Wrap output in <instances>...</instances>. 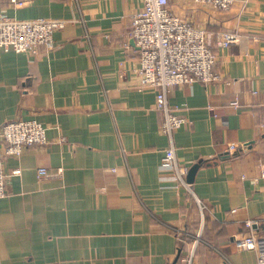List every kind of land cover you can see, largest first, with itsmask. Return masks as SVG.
I'll list each match as a JSON object with an SVG mask.
<instances>
[{"label":"crops","instance_id":"crops-1","mask_svg":"<svg viewBox=\"0 0 264 264\" xmlns=\"http://www.w3.org/2000/svg\"><path fill=\"white\" fill-rule=\"evenodd\" d=\"M170 6L213 33L239 35L216 51L222 81L168 95L187 120L173 135L177 160L198 165L190 191L161 168L169 141L155 90L136 87L131 71L130 23L142 1L0 0L9 18L66 22L36 57L0 48V126L34 119L48 139L5 160L0 264H185L179 256L194 244L191 264H256L237 240L246 220L264 236V0L228 11ZM39 167L63 172L38 178Z\"/></svg>","mask_w":264,"mask_h":264},{"label":"built area","instance_id":"built-area-1","mask_svg":"<svg viewBox=\"0 0 264 264\" xmlns=\"http://www.w3.org/2000/svg\"><path fill=\"white\" fill-rule=\"evenodd\" d=\"M142 7L131 18V40L136 47V65L131 67L136 78V87H151L155 90V108L162 113L159 131L169 141L164 150L161 168L173 171L175 181L187 190L190 189L186 176L189 166L180 164L173 141L174 132L187 120L179 115L177 107L169 102L168 95L174 85H191L200 82L204 85L221 81V74L215 70V49L229 48L239 37L230 32H218L213 36L198 28L187 17H178L170 6V0H141ZM194 4L227 11L236 0H192ZM25 0H7L13 7H21ZM66 22L52 19L17 20L0 14V48L16 53L38 55L39 49L53 46L54 33L62 29ZM127 48L128 45L126 44ZM264 130V125H260ZM0 142L5 143L0 152V199L7 194L8 178L4 171L7 156H19L30 146H43L46 133L43 125L36 120H13L0 126ZM230 144L227 153L237 150ZM114 171V169H112ZM62 168L50 174L45 167L37 169L38 178L61 177ZM18 173L13 171L12 175ZM199 204V203H198ZM199 207L201 208L200 204ZM254 220L244 222L245 232L238 238L242 250L253 251L256 264H264V236H256L252 230ZM202 228V225H201ZM201 228L196 234L200 236ZM176 232V236H178ZM197 241V240H196ZM193 245L183 262L191 264L194 256Z\"/></svg>","mask_w":264,"mask_h":264},{"label":"rangeland","instance_id":"rangeland-1","mask_svg":"<svg viewBox=\"0 0 264 264\" xmlns=\"http://www.w3.org/2000/svg\"><path fill=\"white\" fill-rule=\"evenodd\" d=\"M232 7V6H231ZM231 7H230V9H231ZM210 9H212V10H217V9H214V8H211V7H209ZM229 9V10H230ZM217 11H220V10H217ZM228 11V10H227ZM188 18V17H187ZM194 24L198 27V28H201V29H204V30H206L207 32H209L212 36H213V38H214V36H215V34L216 33H218V32H230V33H232V34H235V35H237L238 37H239V35L238 34H236V33H234V32H231V31H226V30H221V31H218V32H216V33H213V32H211L208 28V26H205V25H202V24H199V23H195L194 22ZM239 41V40H238ZM234 45V44H233ZM219 49H221V48H219ZM216 51H217V49H215L214 50V52L216 53ZM216 56H217V53H216ZM217 62V61H216ZM215 66H216V64H215ZM215 70H216V67H215ZM221 79H223L222 78V76H221ZM222 81V80H221ZM22 120H24V119H22ZM28 120H34V119H28ZM37 121V120H36ZM37 122H39V121H37ZM40 123V122H39ZM42 124V123H41ZM43 125V124H42ZM261 125H264V124H261ZM43 127H44V129H45V133H46V127L43 125ZM47 143H48V139H47V135H46V143L43 145V146H45V145H47ZM0 144H3V145H6V142H5V144L4 143H1L0 142ZM230 145V144H229ZM228 145V146H229ZM3 147V146H2ZM30 147H40V146H38V145H35V146H30ZM27 148H29V147H26V148H24L23 150H22V152L25 150V149H27ZM227 149H228V147H227ZM238 149V148H237ZM21 152V153H22ZM237 152V150L235 151V152H233V153H227L228 155H232V154H234V153H236ZM21 153L19 154V156L21 155ZM9 157H18V156H7L4 160H6L7 158H9ZM5 166V165H4ZM112 169H114V168H112ZM111 169V171H113ZM18 170V169H17ZM17 170H14V171H17ZM116 169H114V171H115ZM5 171V170H4ZM113 171V172H114ZM13 172V171H12ZM20 173V171L18 170V173H16V174H14V175H18ZM8 193V192H7ZM6 196H7V194H6ZM5 196V197H6ZM200 208V207H199ZM201 209V211H202V208H200ZM199 209V210H200ZM185 256H186V254L185 255H180L179 256V259L182 261L184 258H185ZM183 262V261H182Z\"/></svg>","mask_w":264,"mask_h":264},{"label":"water","instance_id":"water-1","mask_svg":"<svg viewBox=\"0 0 264 264\" xmlns=\"http://www.w3.org/2000/svg\"><path fill=\"white\" fill-rule=\"evenodd\" d=\"M131 43L132 45H134V42L131 40ZM198 168V165H193L189 170H188V173H187V176H186V181L187 183L191 184V182L193 181V178L195 176V172Z\"/></svg>","mask_w":264,"mask_h":264}]
</instances>
